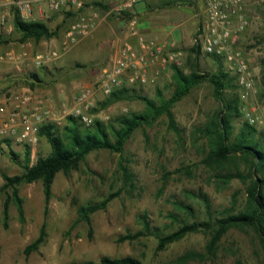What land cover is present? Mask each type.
Masks as SVG:
<instances>
[{
  "label": "rangeland",
  "instance_id": "374dc122",
  "mask_svg": "<svg viewBox=\"0 0 264 264\" xmlns=\"http://www.w3.org/2000/svg\"><path fill=\"white\" fill-rule=\"evenodd\" d=\"M12 9V6L2 8L10 15L2 21L0 31L10 39L11 44L0 47V58L5 56V52L16 50L13 47L16 43L13 42L18 41L19 33L13 28ZM92 11L103 15L105 9L88 3L81 11L72 7L47 11L41 20L50 28H57L58 35L40 43L31 41L27 59L18 70L26 74L37 72L45 86L54 84L66 109L73 106V96L83 86L92 85L100 77L110 58L128 39L126 24L109 15L98 20L91 32L78 42L65 44L66 32L77 15ZM197 13L196 7L183 0H141L123 16L125 20L136 19L144 37H156L172 43L170 51L180 52L179 67L186 72L195 66L201 73L215 72L221 68L215 57L200 50L198 53L191 50L199 21ZM248 13L250 24L241 34L239 45L250 58L255 75L256 93L249 98V106L259 116V121L250 124L240 112L232 113L231 141L247 122L255 127L254 137L264 150V126L260 122L264 121V83L261 77L264 0H252ZM51 52L57 55L37 63L35 57L38 54ZM9 69V63L0 61V80ZM171 74L169 64L155 80L131 90L134 94L158 101L159 89L167 98L173 89ZM239 95L236 85L224 90L225 99L238 98V106L241 102ZM105 97L101 93L95 94L90 109L93 121L99 119L106 124H115L118 116L145 109L144 102L139 98L122 99L105 108H98V103ZM92 109L98 110L93 112ZM219 110L220 103L214 98L212 84L208 80L201 81L172 108L179 133L168 127V119L162 115L151 124L137 128L122 153L108 149L91 151L78 169L56 174L46 214L40 180L19 185L24 208L23 222H20L16 205L11 201L4 223L2 207L5 193L0 192V264H99L102 256L125 255L137 257L143 264H175L176 259L187 251L205 252L210 236L207 232L188 233L160 251L156 250V233H168L181 222L213 221L219 216L218 211L233 206V203L235 210L244 206L245 184L238 178L223 184L215 176L216 171L202 162L207 141L196 129ZM67 116L64 115L56 124L60 132ZM81 126L84 129L92 127ZM27 147L15 143L0 144V171L9 175L22 173ZM10 149L16 153L15 159ZM49 151L47 140L39 137L35 148L30 149V164L38 155H46ZM237 169L247 172L242 159H237L236 164L228 165L224 171L235 172ZM125 171L131 176L124 175ZM111 192L117 195L107 207L90 216L91 233L87 222L74 224L79 205L100 201ZM142 214L147 216L154 234L120 240L142 228ZM43 223L46 231L44 242L37 250L27 254L26 245L37 237ZM185 264H264V244L250 226L230 228L219 240L214 255Z\"/></svg>",
  "mask_w": 264,
  "mask_h": 264
},
{
  "label": "trees",
  "instance_id": "16d2710c",
  "mask_svg": "<svg viewBox=\"0 0 264 264\" xmlns=\"http://www.w3.org/2000/svg\"><path fill=\"white\" fill-rule=\"evenodd\" d=\"M95 6L108 9V5L100 1H92ZM127 11H124L125 15ZM12 24L14 30L19 33L18 41L48 40L58 35V29L50 28L41 19L24 20L20 17L16 9H12ZM10 42V39L0 31V46ZM193 52H199L197 46L191 47ZM173 89L169 97H163L161 91L157 90L158 101L147 96L134 94L131 88H120L100 101L98 108H105L113 102L139 98L145 104V109L141 112H131L120 115L115 119V124H106L99 119H94L90 129L82 128V124L73 116H67V122L59 131L56 123H46L39 128V137H44L50 151L46 155H38L35 162L30 164V149L26 148L23 172L9 175L0 171L2 183L0 192L5 193L2 207V216L6 224L10 202L13 201L17 208L20 222L24 221L23 199L19 195V185L32 183L40 180L44 195V213L48 211V204L52 197V185L56 174L59 171L68 173L78 169L80 163L93 150L108 149L112 152L122 153L127 140L133 132L143 126L151 124L160 116L165 115L168 119V127L180 132L176 123L172 108L176 102L186 96L191 89L203 80H208L213 86L214 98L220 103V110L204 125L197 127V131L206 138L207 150L202 162L210 169L216 171L215 176L223 184H227L231 179L238 178L245 184L246 200L241 209L235 210L233 206L225 207L218 211L219 216L213 221H192L181 222L174 230L159 234L156 233V250L164 249L168 244L183 238L192 232H207L210 236L205 245V252L187 251L180 255L175 264H185L190 260H205L214 255L221 237L234 227L250 226L257 233L260 241L264 244V150L260 146L259 140L254 137L255 127L244 122L234 139L231 141V116L232 113L239 112L238 98L227 100L224 97V90L228 87H235L234 77L229 76L219 68L215 72L201 73L197 66L191 67L189 71L171 64ZM27 78L35 81L39 80L37 73L26 74ZM264 83V61L261 73ZM31 86H35L30 81ZM98 109H92L93 112ZM112 135V137H111ZM10 145V141H5ZM11 150V149H10ZM12 158L17 157L11 150ZM237 159H242L247 166V172L243 173L239 169L235 172L224 171L228 165L236 164ZM126 176L130 174L124 173ZM117 195L115 192L109 193L97 202L81 204L77 208V217L74 224L84 221L89 224V233L92 231L91 214L103 210L110 201ZM235 194L233 195V197ZM208 206V203L206 202ZM142 228L133 234H126L120 240L136 239L142 235L154 234L147 220V216H141ZM46 235L45 223L40 227L37 237L25 247L28 254L37 250L44 242ZM99 264H143L140 259L131 255L120 257L102 256Z\"/></svg>",
  "mask_w": 264,
  "mask_h": 264
},
{
  "label": "built area",
  "instance_id": "2783aa9c",
  "mask_svg": "<svg viewBox=\"0 0 264 264\" xmlns=\"http://www.w3.org/2000/svg\"><path fill=\"white\" fill-rule=\"evenodd\" d=\"M94 0H0V19L3 21L2 8L11 6L24 20L42 19L47 11L56 12L65 7L81 11ZM108 3L103 15L97 11L88 14L80 12L66 32L65 44H74L91 32L98 20L109 15L126 24L128 39L103 68L102 73L92 85L83 86L73 98V106L65 115L75 117L82 125L93 123L90 109L94 96L101 93L108 96L120 88L144 86L155 80L169 64L181 65L180 52H171L172 43L156 37L146 38L139 30L136 19H124V11H129L141 0H101ZM198 9V26L192 41L193 46L215 57L223 72L234 77L240 92V114L256 124L259 116L249 106V98L256 93V82L250 58L239 45L241 34L250 24L249 9L252 0H183ZM131 38L133 40H131ZM56 52L38 54L37 63ZM52 98L38 97L30 88L8 91L0 101V144L10 141L35 148L39 140V128L46 123H58L46 103ZM264 126V121H260Z\"/></svg>",
  "mask_w": 264,
  "mask_h": 264
},
{
  "label": "crops",
  "instance_id": "0c3cea01",
  "mask_svg": "<svg viewBox=\"0 0 264 264\" xmlns=\"http://www.w3.org/2000/svg\"><path fill=\"white\" fill-rule=\"evenodd\" d=\"M94 1L103 2L101 0H94ZM103 3H105V2H103ZM2 14L4 16V20H5V18H7L10 15L9 12L5 11V10L2 11ZM1 23H2V20L0 19V26H1ZM131 40H133V39L131 38ZM41 41H39L38 43H40ZM13 43H16V45L13 46L14 49H16V50H10L8 52H5V56L0 58V61H5V62L9 63L10 68H11V69H9L10 71L8 72V74L1 77V80H0V101L3 98V95L8 91H18V90H22L25 88H30L35 92V94L38 97H42L44 99H48V98L53 99L52 103H48V104L46 103V105L51 108L54 118L59 120L66 113H68L71 108L66 109V107H64L65 103L61 102V99L59 97L60 93H58L57 88L53 87L54 84L51 83L50 86H45L43 84L42 77L37 72H35V73H37L39 76L38 81H35L32 78H27L26 73L18 72V70H20L22 68L23 63L27 59L26 54H27L28 47L31 44V41H25V42L17 41V42H13ZM9 44H11V43H9ZM4 45H1L0 47H2ZM30 81H33L35 83V86H31L29 84ZM53 92H55V93H53ZM74 96H73V98H74Z\"/></svg>",
  "mask_w": 264,
  "mask_h": 264
}]
</instances>
